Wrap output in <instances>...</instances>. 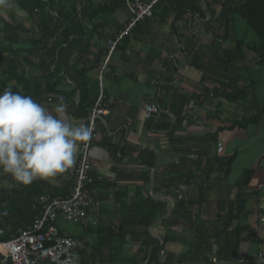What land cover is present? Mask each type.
I'll list each match as a JSON object with an SVG mask.
<instances>
[{
    "label": "crops",
    "instance_id": "0c3cea01",
    "mask_svg": "<svg viewBox=\"0 0 264 264\" xmlns=\"http://www.w3.org/2000/svg\"><path fill=\"white\" fill-rule=\"evenodd\" d=\"M160 1L161 10H172L168 0ZM197 1L204 19L185 10L183 18L189 22L172 24L173 16L162 19L157 9L153 18L136 24L111 52L110 44L128 23L123 6L98 18L99 24H82L91 38L87 43L86 38L79 41L68 66L87 70L83 107L93 106L99 89L112 104L97 125L88 156L100 205L97 225L55 222L62 234L83 242L79 264H212V259L215 264H240L241 260L264 264L255 259L264 251V121L254 131L223 130L235 121L230 114L241 104L228 103L221 94L227 92L231 80L237 87L252 82L249 70H244V58L230 71L218 63L223 51L241 39L215 42V55L206 51L213 38L204 36L212 37V26L213 31L221 29L218 24H196V20H214L221 6L213 0ZM195 2L183 0L182 4L193 6ZM110 4V0L92 1L93 6ZM70 40L78 43L73 37ZM212 90L220 96L210 99ZM78 97L67 78L50 102L42 105L55 114L62 102L68 123L85 125L86 118L78 117L81 113L73 115ZM152 101L161 113L145 120L143 106ZM244 109L252 107L245 105ZM218 144L222 145L220 152ZM79 145L71 169L41 179L34 187L51 198H65L71 190ZM233 155L225 176L219 162ZM256 165L244 190L248 195L244 206L229 214L240 193L237 183ZM198 199L200 206L179 212L180 204ZM161 245L149 261L146 254Z\"/></svg>",
    "mask_w": 264,
    "mask_h": 264
},
{
    "label": "trees",
    "instance_id": "16d2710c",
    "mask_svg": "<svg viewBox=\"0 0 264 264\" xmlns=\"http://www.w3.org/2000/svg\"><path fill=\"white\" fill-rule=\"evenodd\" d=\"M92 1L13 0L14 6L12 8L21 12L29 20L31 29H27L22 23H18L12 16L8 20L0 17V92L10 89L13 92L30 95L38 103L45 104L50 102V97L68 78L79 93L78 105L73 115L81 113L78 115L79 118H87L88 108L83 107L87 103L85 101L87 92L84 81L87 70H75V67H69V58L72 57L74 50L78 48L79 41L86 38L85 43H87L89 42L88 39L91 38V33H87L82 24H99L98 18L111 14L123 6L121 0H110L111 4L104 7L93 6ZM213 1L221 6L219 16L212 21L208 20L206 23H200L196 20V24H218V29H221L216 31L214 28L213 31V26L210 28L213 32L211 37V41L212 38L213 41L206 51L209 54L211 53L210 55H215L218 47L215 42L229 40L234 29V19L239 18L243 21L246 29L256 36L257 44H247L243 40H237L233 48L223 51L222 55L218 57V63L222 65L223 70L224 67L228 71L232 70L238 62L243 60L244 53L242 50L245 49L258 56L259 61L256 62V65L263 64L264 0ZM182 2L183 0H168V6L172 10L163 11L161 10L162 2L159 1L152 10L151 18L154 17L157 9L162 19L172 15V24L189 22H186L187 19L183 18L185 10L192 11L200 19L205 18L197 0L193 3V6L183 5ZM138 24H142V22ZM71 37L76 39L78 43L76 44L70 40ZM84 47L83 49H85ZM244 70L247 71L248 67H245ZM230 83L227 92H224L221 96L228 103L245 102L251 93V86L237 87L235 80H231ZM211 92L213 99L220 96V94H216L215 90ZM263 121L264 101L262 106L258 108L256 115L239 121H231L223 130H245L249 126ZM218 132L219 130L216 131L214 136ZM233 159L234 155L227 159L224 158L223 163L219 162L220 167L224 168L225 176L229 172ZM258 167L256 165L246 170L237 183L240 193L237 195L235 208H229V214L235 213V210H241L244 206L245 197L248 196L244 190ZM0 180L13 182L11 189L0 188V230L3 231V234L0 235L1 242L15 237L18 230L30 228L39 211L36 199L39 196L50 198L52 196L34 187L35 183L41 184L43 182L41 179H37L28 185H16L10 176L4 174V176H0ZM200 200L180 204L179 212L183 211L184 213L187 208H192L196 204L200 206ZM10 210L14 211L16 215L10 216L8 212ZM27 212L30 214L29 220H27ZM155 217L154 215L153 219ZM234 246L236 247V245ZM162 248L163 245L153 248L149 254H146L148 260H153L156 252Z\"/></svg>",
    "mask_w": 264,
    "mask_h": 264
},
{
    "label": "built area",
    "instance_id": "2783aa9c",
    "mask_svg": "<svg viewBox=\"0 0 264 264\" xmlns=\"http://www.w3.org/2000/svg\"><path fill=\"white\" fill-rule=\"evenodd\" d=\"M157 1L159 0H121L128 15V23L124 31L110 44V52L136 24L152 17V10ZM204 39L209 40L211 36L207 34ZM208 97L213 98L211 93ZM111 104L112 101L107 100L99 89L98 97L85 119V125L93 130V136L90 142L79 145V156L69 194L61 199L46 196H39L36 199L39 211L30 228L18 231L17 235L8 241L0 242V264H79V252L83 248V242L77 237L62 234L56 228L55 222L57 219H63L67 222L80 223L85 227L95 228L97 225L100 205L96 198L98 190L90 178L88 156L97 125L103 122ZM160 113V108L154 101L143 106L145 120H150ZM217 150L218 152L222 150L221 144L217 145ZM255 259L264 263V251L259 252ZM250 262L239 261L240 264ZM211 263L215 264L216 259H212Z\"/></svg>",
    "mask_w": 264,
    "mask_h": 264
},
{
    "label": "clouds",
    "instance_id": "9594fccd",
    "mask_svg": "<svg viewBox=\"0 0 264 264\" xmlns=\"http://www.w3.org/2000/svg\"><path fill=\"white\" fill-rule=\"evenodd\" d=\"M13 6V0H0V10ZM54 111L30 95L0 92V174L16 185L66 173L76 162L78 144L91 141L90 127L68 123L64 103Z\"/></svg>",
    "mask_w": 264,
    "mask_h": 264
},
{
    "label": "rangeland",
    "instance_id": "374dc122",
    "mask_svg": "<svg viewBox=\"0 0 264 264\" xmlns=\"http://www.w3.org/2000/svg\"><path fill=\"white\" fill-rule=\"evenodd\" d=\"M159 1H157L156 4ZM11 16L18 23H22V25L27 29H31L29 20H27V18L15 8L0 10L1 18L8 20ZM234 25L235 28L232 32L235 33L234 35L231 33L232 40L237 38L243 40L247 44H257L256 36L246 29L242 20L236 18ZM231 47H234V45ZM242 51L244 53L243 64L248 67V77L252 82L250 88L251 93L244 103H240L241 105H236L233 108L232 113L230 114L231 120H242L253 117L254 115H256L258 108L262 106L264 101V63L256 65V62L259 61L258 56L254 53L246 51L245 49H243ZM245 105L252 107V109H244ZM255 126L256 125H251L247 129H249L250 131H254L256 130ZM262 128H264V126H262ZM0 176H4V174H0ZM10 184H12L13 186V182H5L4 180H0V188H8Z\"/></svg>",
    "mask_w": 264,
    "mask_h": 264
}]
</instances>
